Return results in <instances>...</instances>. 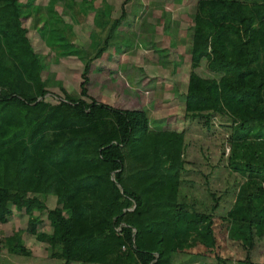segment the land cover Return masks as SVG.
I'll use <instances>...</instances> for the list:
<instances>
[{
	"label": "trees",
	"instance_id": "obj_1",
	"mask_svg": "<svg viewBox=\"0 0 264 264\" xmlns=\"http://www.w3.org/2000/svg\"><path fill=\"white\" fill-rule=\"evenodd\" d=\"M27 17L0 0V223L12 209L26 215L20 237H4L8 251L26 254L21 235H33L61 264H264V0H195L180 50L142 48L134 31L114 40L113 19L78 95L59 84L53 103ZM133 55L188 67L174 94L180 130L174 114L150 127L161 81ZM44 210L49 232L38 230Z\"/></svg>",
	"mask_w": 264,
	"mask_h": 264
},
{
	"label": "rangeland",
	"instance_id": "obj_2",
	"mask_svg": "<svg viewBox=\"0 0 264 264\" xmlns=\"http://www.w3.org/2000/svg\"><path fill=\"white\" fill-rule=\"evenodd\" d=\"M25 1L20 0L22 4ZM33 1L37 2L36 0ZM43 1H38L40 7L39 10H36L38 13L33 12L37 16L41 14L43 17L41 19L49 20V23L44 25L45 29H37L36 31L41 39L45 41L43 46L50 48L52 52H46V70L44 73L46 85L50 91L44 98L52 103L58 99L57 95H61L58 89L59 84L68 93L78 95L83 62L103 44L104 37L107 35L113 19H119L118 31L116 29L114 31V40L125 39V36H128V31H134L137 40H139V46L142 48H153L151 42L155 41L157 47L180 50L185 45L187 48L195 9V0H79L80 2L78 0H65V2L64 0H53L48 8L45 6L49 2L44 5ZM42 11L45 13H42ZM37 16L30 23L25 20L22 21L30 29L33 27L35 29ZM31 32L33 37L37 38V35L33 31ZM140 42H144L146 45ZM74 47L82 48L84 53L77 55L76 52L74 54ZM57 56L60 57L53 61ZM121 56L122 59L125 58V55ZM133 61L135 64L142 66L147 75L154 76L157 79L160 78L161 81L157 83L155 95L161 98L162 104L154 109L146 107L147 116L152 120L150 127L153 129L160 128V123L170 114H174L175 120L170 124V128L180 130L183 123V103L181 98L174 94L185 90L188 67L183 65L179 71L173 72L171 69L163 68L158 64L144 62L138 56L133 55ZM49 62L51 64L50 68H48ZM110 93L111 95L114 94V97L111 98ZM116 97L117 94L114 91L104 89L101 100L111 103ZM199 188H202V184ZM42 199L46 210L55 206L53 195H47ZM46 210L37 213L44 220L43 223L39 224L38 230L48 232L50 227L45 220ZM25 222L26 215L22 211H15V214L7 217L6 222L0 223L2 241L0 264H61L62 259L47 257L45 245H43L44 248L42 245L37 246L38 240L33 235L25 236L26 240L32 238L30 244L24 240L22 241L26 254H22L20 251H8L4 237L12 234H17L20 237L19 229L25 226ZM38 244L40 243L38 242ZM260 253L258 260L263 262L264 244L261 246ZM73 264L83 263L73 262ZM184 264L219 263L210 258L207 260L198 259L193 263Z\"/></svg>",
	"mask_w": 264,
	"mask_h": 264
},
{
	"label": "crops",
	"instance_id": "obj_3",
	"mask_svg": "<svg viewBox=\"0 0 264 264\" xmlns=\"http://www.w3.org/2000/svg\"><path fill=\"white\" fill-rule=\"evenodd\" d=\"M37 2L39 1V0H36ZM52 1L53 0H44L43 2H44V5L46 4V3H48V5L47 6H45V7H49V6H51V4H52ZM80 1H82V0H80ZM79 0H78V2H80ZM18 2L22 5V8H23V11H25V13H27V15H28V17H27V19H25V21H29V23H30V21L31 20H33L34 21V17L35 16H37V14H35L34 12H36V10H39L40 9V7L38 6V4H39V2L37 3V2H35V1H33V0H26L25 2H24V4H22L21 2H20V0H18ZM31 2H33V3H31ZM64 2H65V0H64ZM67 3V2H66ZM43 7V6H42ZM48 10V9H47ZM34 11V12H33ZM36 13H38V12H36ZM42 13H45L44 11H42ZM53 13V12H52ZM38 18L36 19V24H35V29H34V27L32 28V29H30V27L28 28L27 26H26V24L25 23H23L24 25H25V27H26V30H27V35L31 38V39H33L34 40V43H32L31 44V50H32V52L37 56V59L39 60V62L41 63H43V64H45L46 65V63H45V61H46V57H45V55H46V52H48V53H52L51 52V50H50V48H48V47H46V46H43V45H45L44 43H45V41L44 40H42L41 39V37H40V35L39 34H37V29H39V30H43V29H45L46 27H44V25L45 24H48L49 23V20H46V19H41V18H43L42 16H41V14H39V16H37ZM28 23V24H29ZM44 27V28H43ZM31 31H33V33L35 34V35H37V38H35V37H33V35L31 34L32 32ZM41 32V31H40ZM38 35H39V37H38ZM36 39V40H35ZM42 40V41H41ZM42 47V48H41ZM41 48V49H40ZM60 56H57L56 57V59L54 58V60L53 61H55V60H57L58 58H59ZM48 62V61H47ZM51 64H50V62H49V67L48 68H50L51 66H50ZM53 68H54V66H53ZM55 69V68H54ZM45 70L46 69H44L42 72H45ZM63 84V83H62ZM114 95V94H113ZM113 95H111V93H110V97L112 98V96ZM114 97V96H113ZM104 101V100H103ZM105 102V101H104ZM52 103V102H51ZM55 199V198H54ZM13 211V213L12 214H15V211L14 210H12ZM11 214V215H12ZM49 232V231H48ZM27 236V235H26ZM28 237V236H27ZM21 239H22V241L24 240V241H26V242H29V244H30V241H31V239L32 238H30L29 240H26L25 239V236H24V238H23V236H21ZM35 242H37L36 240H35ZM38 242L40 243V244H38ZM37 242V246L39 245V246H43V245H45V243L44 242H40V241H38ZM43 248H44V246H43Z\"/></svg>",
	"mask_w": 264,
	"mask_h": 264
},
{
	"label": "built area",
	"instance_id": "obj_4",
	"mask_svg": "<svg viewBox=\"0 0 264 264\" xmlns=\"http://www.w3.org/2000/svg\"><path fill=\"white\" fill-rule=\"evenodd\" d=\"M0 248H1V241H0Z\"/></svg>",
	"mask_w": 264,
	"mask_h": 264
},
{
	"label": "water",
	"instance_id": "obj_5",
	"mask_svg": "<svg viewBox=\"0 0 264 264\" xmlns=\"http://www.w3.org/2000/svg\"><path fill=\"white\" fill-rule=\"evenodd\" d=\"M37 99L39 100L40 98L38 97Z\"/></svg>",
	"mask_w": 264,
	"mask_h": 264
}]
</instances>
